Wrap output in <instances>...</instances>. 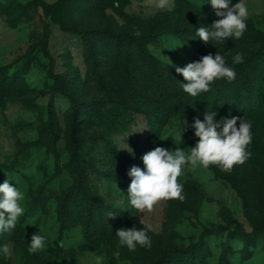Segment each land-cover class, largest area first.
<instances>
[{
	"label": "rangeland",
	"instance_id": "1",
	"mask_svg": "<svg viewBox=\"0 0 264 264\" xmlns=\"http://www.w3.org/2000/svg\"><path fill=\"white\" fill-rule=\"evenodd\" d=\"M245 3L242 38L211 51L195 34L218 19L210 0H0V184L24 194L0 264H264V233L246 236L264 225V0ZM217 52L236 78L195 101L173 65ZM206 110L251 122V157L231 172L186 165L183 200L132 209L128 170L155 147H195L185 120ZM149 224L150 249L119 244L117 229Z\"/></svg>",
	"mask_w": 264,
	"mask_h": 264
},
{
	"label": "clouds",
	"instance_id": "2",
	"mask_svg": "<svg viewBox=\"0 0 264 264\" xmlns=\"http://www.w3.org/2000/svg\"><path fill=\"white\" fill-rule=\"evenodd\" d=\"M159 9L167 8L171 0H155ZM211 6L218 17L210 26H200L196 29V36L204 43L212 42L215 46L224 44L229 38L239 40L247 29L246 20L249 8L245 0H239L232 5L231 0H210ZM175 45L171 49H176ZM162 51V50H161ZM166 57V56H165ZM168 58V57H167ZM169 60V59H168ZM170 64L171 61L169 60ZM244 63V56L237 53L233 57V64ZM175 72L182 75L186 83H181L183 91L192 98L211 89L214 81L226 78L229 82L236 78L233 67L226 64L225 58L217 52L203 55L199 60L188 63L184 67L175 66ZM217 112L205 111L204 118H193V123L186 129H195L194 135L198 138L195 147L181 149L176 147L170 150L164 147H155L145 153L141 159L144 168L133 165L128 170L131 183L128 186V201L132 209L140 214L152 212L154 206L161 200H183V186L178 183L182 168L186 165L202 166L208 169L210 165H218L224 172H231L235 165L244 164L252 155L247 151L252 142L251 122L239 116L221 117L216 120ZM239 122V124H238ZM238 125V126H237ZM167 139V138H166ZM175 140V139H174ZM177 144L182 143V135ZM129 152L131 148L128 147ZM117 188V187H116ZM0 232H10L15 229L18 218L24 214V208L19 201L24 199V194L5 179L0 184ZM114 212H109L108 217L115 218ZM153 230L151 224L142 229L120 228L116 230L119 244L128 250L135 251L137 246L151 248L152 240L148 235ZM46 237L38 234L31 236L29 250L35 254L45 249ZM5 257H10L11 246H2Z\"/></svg>",
	"mask_w": 264,
	"mask_h": 264
},
{
	"label": "trees",
	"instance_id": "3",
	"mask_svg": "<svg viewBox=\"0 0 264 264\" xmlns=\"http://www.w3.org/2000/svg\"><path fill=\"white\" fill-rule=\"evenodd\" d=\"M35 1H36L37 4H41V3H42V0H35ZM77 33H78V32H77ZM209 47H210L209 50H211V51L214 50V49H213V48H214V44H213V43H211ZM34 49H35V47L32 48L31 51H34ZM44 52H45L46 55H49V52H48V49H47L46 46H45V48H44ZM216 83L218 84V80H216V81H214V82L212 83L211 88L213 87V89H214V86L216 85ZM213 89H212V90H213ZM215 98H217V96H215ZM194 100H195V101H198L199 99H198V97H196V98H194ZM171 114H172V110L168 109V110L166 111V113H165V116L168 118V117L171 116ZM205 233H207V232L204 231V233L201 235V238H204L205 236H207V235H205ZM262 233H264V225L261 226V227H254L253 232H252L251 234H246V236L250 237L251 239H257V238L260 237V235H261ZM212 234H215V233L212 232ZM248 237H246V238H248ZM161 261H162V260H158L157 263H160Z\"/></svg>",
	"mask_w": 264,
	"mask_h": 264
}]
</instances>
